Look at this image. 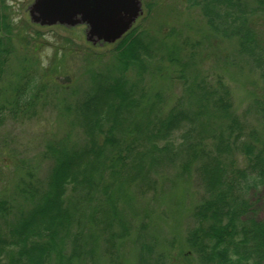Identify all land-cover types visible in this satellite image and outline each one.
I'll return each mask as SVG.
<instances>
[{"label": "trees", "instance_id": "16d2710c", "mask_svg": "<svg viewBox=\"0 0 264 264\" xmlns=\"http://www.w3.org/2000/svg\"><path fill=\"white\" fill-rule=\"evenodd\" d=\"M6 1L0 0V72L12 47L7 36L11 26ZM185 1L189 8L199 10L215 36L234 43L237 54L257 73L261 91L249 93L257 126H249L232 113L225 86L220 84L208 91L197 83L183 91L193 110L181 108L180 101L179 108L170 110L159 126L147 121L140 133L131 122L138 112V100L132 88H125L123 77L132 67L141 77L151 51L149 44L143 43L147 35L144 31L126 33L118 41L115 54L119 78L90 76L92 87L73 112L69 107L64 109L66 116L72 114L77 121L82 138L72 143L70 131L50 144L44 153L51 163L44 188L24 184L16 196L12 195L13 199L20 195L29 210L16 212L21 201L12 208L7 198L0 197V262L5 258L9 264H85L88 256L92 261L94 253L86 248L95 243L93 235L84 234L85 229L108 233L106 247L117 248V241L129 235L120 219L118 199L122 197L123 206L135 212L137 193L143 197L146 188L155 184L150 171L161 160L157 153L168 156L175 144L172 139L168 141L169 137L180 131L181 141L175 145L179 155L184 156L179 176L190 178L194 174L202 190L198 202L189 210L193 226L184 239L183 262L264 264V222L248 217L251 205L247 199L249 191L264 181V0ZM146 7L151 12L153 5ZM62 63L55 57L53 72L57 73V64ZM30 81L11 88L8 99L0 105V124L5 112L11 117L32 118L34 102L26 98ZM148 111L152 113L153 107ZM17 165H13L11 173L15 174ZM20 170L31 177L27 170ZM97 192L102 195L104 218H96L91 210ZM74 224L80 231L71 238ZM116 224L120 226L118 231L114 229ZM140 236L136 235V244ZM67 240L70 249L64 255ZM9 248L17 249L15 261ZM139 250L137 264H164L160 257L150 261L151 247L144 242L139 243ZM106 252L111 254L108 249Z\"/></svg>", "mask_w": 264, "mask_h": 264}, {"label": "rangeland", "instance_id": "374dc122", "mask_svg": "<svg viewBox=\"0 0 264 264\" xmlns=\"http://www.w3.org/2000/svg\"><path fill=\"white\" fill-rule=\"evenodd\" d=\"M33 1H6L11 26L7 36L12 47L0 72V105L8 99L11 88L22 86L28 79L31 81L26 98L34 102L30 113L32 118L11 117L5 112L0 124V197L7 198L12 208L16 206L15 202L21 201L16 212L18 209L29 210L20 195L12 198L19 187L26 184L44 188L51 167L50 161L44 158L47 147L70 131L72 143L82 138L77 121L73 120L72 114L71 117L66 116L64 109L69 107L73 112L92 87L90 76H120L115 59L118 42L92 45L86 41L83 25L69 29L32 24L28 8ZM140 2L142 14L127 33L138 30L147 34L143 43L149 44L151 58L146 57V70L141 77L137 76V68L132 67L124 74L125 81L122 79L125 88H132L138 100V112L131 118L133 128L139 127L141 133L147 121L159 126V122L165 120L180 101L181 108L193 110V104L187 101L183 91L197 83L208 91L217 89L220 84L225 86L230 94L232 113L249 126H257L249 93L261 91L262 84L247 60L237 54L236 45L215 36L199 10L189 8L185 0ZM147 5H153L151 12H148ZM55 57L63 61L61 65L57 64V73L53 72L52 66ZM197 92L202 93L200 90ZM151 106L152 113L148 111ZM181 134L177 131L169 137L168 141L172 139L175 144L168 156L157 153L161 160L150 171V179L155 184L146 188L148 191L143 197L137 193L135 197L139 202L135 212L123 206L122 197L118 199L117 206L122 211L120 219L129 229V235L117 241V248L106 247L108 233L85 229L84 234L95 238V243L86 248L94 252L93 259L90 261L88 256L85 264H137L139 243L142 242L151 247L150 261L160 257L164 264H195L183 262L182 253L186 251V233L193 226L189 210L198 202L202 190L194 174L190 178L179 176L178 168L184 156L179 155V147L175 145L180 143ZM16 163L14 174L11 172ZM20 169L30 172L31 177ZM97 193L90 204L91 210L96 213V218L100 215L104 218L102 195ZM247 199L251 205L248 217L264 222V181L249 191ZM11 220L12 216L6 219L7 222ZM114 229L118 231L120 226L116 224ZM78 231L74 224L70 237ZM136 235H141L137 244ZM69 240L66 241L64 255L69 253ZM8 251L15 261L17 249L9 248ZM0 264H9L8 259L2 258ZM45 264L55 263L47 261Z\"/></svg>", "mask_w": 264, "mask_h": 264}, {"label": "water", "instance_id": "95a60500", "mask_svg": "<svg viewBox=\"0 0 264 264\" xmlns=\"http://www.w3.org/2000/svg\"><path fill=\"white\" fill-rule=\"evenodd\" d=\"M141 14L140 0H34L28 8L30 22L39 27L85 26L92 45L120 41Z\"/></svg>", "mask_w": 264, "mask_h": 264}]
</instances>
